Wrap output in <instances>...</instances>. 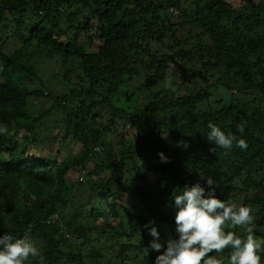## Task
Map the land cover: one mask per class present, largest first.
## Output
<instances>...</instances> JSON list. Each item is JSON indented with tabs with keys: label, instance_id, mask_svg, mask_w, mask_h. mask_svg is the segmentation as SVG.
I'll list each match as a JSON object with an SVG mask.
<instances>
[{
	"label": "trees",
	"instance_id": "16d2710c",
	"mask_svg": "<svg viewBox=\"0 0 264 264\" xmlns=\"http://www.w3.org/2000/svg\"><path fill=\"white\" fill-rule=\"evenodd\" d=\"M240 1L235 10L226 0H0V126L8 129L0 134V236L29 235L42 248L44 264H100L106 258L91 246L90 235L103 227L107 242H120V264H155L146 217L128 213L122 219L115 201L133 195L161 225L172 226L174 196L196 183L207 195L212 177L217 198L250 206L259 216L253 231L264 239V0ZM81 36L98 45L97 53H86ZM32 46L55 51L64 63L79 60L89 84L76 94L81 99L23 88L10 78L15 70L33 74L22 63ZM172 65L194 83L183 96L164 88ZM137 80L141 105L117 108L123 87ZM226 91L242 98L232 94L233 102L220 98L222 107H205L214 92ZM30 98L53 105L35 117ZM104 108L107 117L99 111ZM54 110L66 116L65 155H27ZM119 113L123 125H117ZM210 122L246 140L248 148L216 147L207 139ZM123 126L136 129V141L117 133ZM166 133L173 142L161 138ZM115 134L118 145L109 140ZM57 138L47 144L51 153ZM75 144L80 149L72 154ZM152 175L160 177L155 185ZM139 235L141 242L131 244ZM230 252L220 259L226 262Z\"/></svg>",
	"mask_w": 264,
	"mask_h": 264
},
{
	"label": "rangeland",
	"instance_id": "374dc122",
	"mask_svg": "<svg viewBox=\"0 0 264 264\" xmlns=\"http://www.w3.org/2000/svg\"><path fill=\"white\" fill-rule=\"evenodd\" d=\"M229 2L232 7L237 10L242 6V2L240 0H226ZM194 31H198L194 29ZM84 36V35H83ZM81 36L80 42L85 44V49L87 54H93L97 53L98 51V45L97 44H86L84 37ZM86 38V37H85ZM61 42H67V38L65 36L60 38ZM19 45V44H18ZM36 50V46H32L29 48L24 56L22 57V63L32 68L33 74L28 73L26 71L21 70H15L10 71V78L13 79L15 82H17L21 87L28 88V89H34L39 90L48 94H53L55 96H72L73 94H77L80 92L82 88H88L89 84L88 79L86 76L83 75V70L81 69V64L78 59L69 58L65 63L63 62V58L57 54L55 51L53 54L49 55L48 52H50L48 49L45 50ZM3 76V75H2ZM207 83H210L207 79L205 80ZM140 85V84H139ZM138 80L129 87H123V94L120 96L119 100L114 102L117 108L119 109H134L136 107H139L141 105V101H143V96L141 95V92L137 89ZM194 86V83L191 78L187 77V79L184 78V73L180 71L179 67L177 65H172L171 69L169 70L167 80L164 84V88L169 90L170 92H175L177 95H185L188 93V89L192 88ZM214 92V97L212 99V102L205 105V107L212 106L213 108H216L218 105L222 107V104H219V99L223 98L225 101V104H228L231 101V95L234 94L236 98H242L238 94H235L234 91H226L223 94L220 92ZM248 98H254V95L248 96ZM81 98H78L76 95V98L74 100H79ZM29 104V111L34 115L35 117L40 116L41 114L48 111L52 105L53 101L50 99H39L35 100L34 98H30L28 101ZM235 104V103H231ZM224 106V105H223ZM263 106V104L261 105ZM102 116H108L109 109L104 108V110H99ZM119 117H122L119 113L117 116L118 124L123 125L125 123V120L120 119ZM65 119L66 116L62 111L54 110L51 112L50 116L42 120L40 123V126L37 128V133L39 135V143L32 145L30 148H28L27 155L29 156H42V157H49L50 155L54 156L56 151L60 150L61 155L60 158H63V155L65 153L62 151L61 148V141L63 137V127L65 126ZM131 124V123H129ZM119 127L117 133L121 134V136L125 137V142H134L136 141V129L128 126L127 128ZM124 128V129H123ZM160 129L164 131L166 128L164 125H160ZM53 136H57V141L55 142V148L54 153H51V150L48 149L47 144L51 140ZM121 137L115 135H109V140L112 141L115 145H118V142ZM166 144H169L173 142L170 137L167 135V139L164 140ZM62 149V150H61ZM80 149V146L75 144L71 149L69 148L70 153L76 154L78 150ZM68 152V151H67ZM86 177L85 175H83ZM74 178H76V174H74ZM160 177L152 175L149 178V182L152 185H155L159 182ZM81 190V188H80ZM77 193V192H76ZM75 193V194H76ZM115 204L117 205L118 212L120 215H122V219L127 220L128 213L135 214L137 216L144 215L146 217L147 224L150 227H156L157 231L159 232V239L158 242L163 245L161 250L159 252L156 251L154 258H156L158 255L162 254L165 249V244L167 243L168 239H178V233L176 232V224L172 226L168 225H161L159 223L158 219H154V214L148 211L144 204L140 201V199H137V197H134L133 195H120L118 199L115 201ZM105 212H107V209L105 207ZM107 214V213H106ZM253 215L255 217V223L259 220V216L253 212ZM152 221L154 223L150 224L149 222ZM264 232V228H260ZM107 230H104L103 227H101L97 233H93L90 235V242L91 246H94L95 248H98L102 251V254L106 258L103 260L100 264H120L121 259H118V255L120 254V242L114 243V242H107L106 238L108 235L105 233ZM231 231H234L237 235H240L242 238L246 237V233L243 229H231ZM149 233V230H148ZM107 236V237H106ZM150 238L152 240L156 239L152 237L149 233ZM65 239L72 241L75 239L74 236H72L69 233H65ZM259 239V238H258ZM259 240H264L260 239ZM125 243V241H123ZM141 242V235L135 237L133 240L130 241L131 244L137 245ZM127 244L129 242H126ZM125 243V244H126ZM264 247V246H262ZM155 251V250H154ZM153 251V252H154ZM152 252H149L147 254V257L150 256ZM264 254V251L260 252V255ZM129 256V254H127ZM212 255H216L218 259H220L219 255L213 253ZM117 256V258H116ZM130 259V257H129ZM142 260V258H140ZM95 262V261H93ZM134 262H128L126 264H133ZM136 264V262L134 263ZM227 264V261L225 262ZM262 264H264V259Z\"/></svg>",
	"mask_w": 264,
	"mask_h": 264
},
{
	"label": "clouds",
	"instance_id": "9594fccd",
	"mask_svg": "<svg viewBox=\"0 0 264 264\" xmlns=\"http://www.w3.org/2000/svg\"><path fill=\"white\" fill-rule=\"evenodd\" d=\"M208 129L207 139L216 147L225 150L232 149L233 145L241 150L248 148L246 140L232 133L226 134L211 122ZM238 130L243 133L244 125H238ZM7 132V127L0 126V134ZM161 138L166 140L167 133ZM181 145L188 147L187 143L177 142V146ZM158 155L162 162L168 161L164 153ZM206 182L210 189L207 195L205 188L196 183L185 186L180 194L174 196L178 209L175 214L178 239L167 240L166 250L156 257L155 264H225L224 260L212 254L223 253L226 249H231L227 264H262L260 252L264 251V240H258L254 235L253 209L217 198L216 182L212 177H207ZM237 228L244 230L245 238L229 230ZM149 233L156 238L150 242L151 249L159 252L163 245L157 242L160 235L157 228L150 227ZM30 259L39 260V264H44L45 260L42 248L33 238L27 234L15 239L9 234L0 236V264H28Z\"/></svg>",
	"mask_w": 264,
	"mask_h": 264
},
{
	"label": "built area",
	"instance_id": "2783aa9c",
	"mask_svg": "<svg viewBox=\"0 0 264 264\" xmlns=\"http://www.w3.org/2000/svg\"><path fill=\"white\" fill-rule=\"evenodd\" d=\"M54 219H55V217H54ZM57 219V218H56Z\"/></svg>",
	"mask_w": 264,
	"mask_h": 264
}]
</instances>
